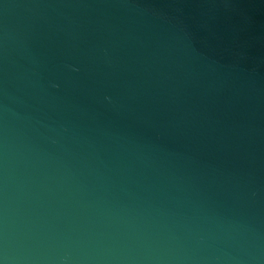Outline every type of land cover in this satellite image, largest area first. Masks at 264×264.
<instances>
[{"label":"water","instance_id":"95a60500","mask_svg":"<svg viewBox=\"0 0 264 264\" xmlns=\"http://www.w3.org/2000/svg\"><path fill=\"white\" fill-rule=\"evenodd\" d=\"M0 264H264V0H0Z\"/></svg>","mask_w":264,"mask_h":264}]
</instances>
